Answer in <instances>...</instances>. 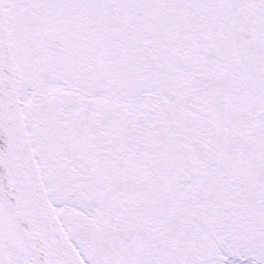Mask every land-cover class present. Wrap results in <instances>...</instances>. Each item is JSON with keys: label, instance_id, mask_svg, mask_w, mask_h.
<instances>
[{"label": "snow or ice", "instance_id": "6c2138e0", "mask_svg": "<svg viewBox=\"0 0 264 264\" xmlns=\"http://www.w3.org/2000/svg\"><path fill=\"white\" fill-rule=\"evenodd\" d=\"M0 264H264V0H0Z\"/></svg>", "mask_w": 264, "mask_h": 264}]
</instances>
